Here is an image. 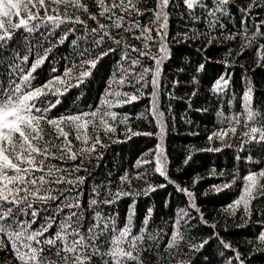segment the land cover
I'll list each match as a JSON object with an SVG mask.
<instances>
[{"label": "snow or ice", "instance_id": "1", "mask_svg": "<svg viewBox=\"0 0 264 264\" xmlns=\"http://www.w3.org/2000/svg\"><path fill=\"white\" fill-rule=\"evenodd\" d=\"M0 264H264V0H0Z\"/></svg>", "mask_w": 264, "mask_h": 264}, {"label": "trees", "instance_id": "2", "mask_svg": "<svg viewBox=\"0 0 264 264\" xmlns=\"http://www.w3.org/2000/svg\"><path fill=\"white\" fill-rule=\"evenodd\" d=\"M180 139H182V138H177V141H176L177 146L179 145V140H180ZM189 139H191V138H189ZM222 162H223V161H222ZM213 207H214V204H212V203L207 204V208H208L209 212L212 211ZM236 231L239 232L240 230H236Z\"/></svg>", "mask_w": 264, "mask_h": 264}]
</instances>
